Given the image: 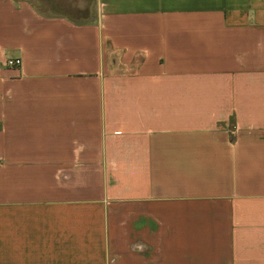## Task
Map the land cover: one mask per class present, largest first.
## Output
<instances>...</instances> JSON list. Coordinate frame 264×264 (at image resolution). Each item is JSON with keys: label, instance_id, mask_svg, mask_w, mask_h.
<instances>
[{"label": "crops", "instance_id": "0c3cea01", "mask_svg": "<svg viewBox=\"0 0 264 264\" xmlns=\"http://www.w3.org/2000/svg\"><path fill=\"white\" fill-rule=\"evenodd\" d=\"M73 1L0 0V264H264V0Z\"/></svg>", "mask_w": 264, "mask_h": 264}, {"label": "rangeland", "instance_id": "374dc122", "mask_svg": "<svg viewBox=\"0 0 264 264\" xmlns=\"http://www.w3.org/2000/svg\"><path fill=\"white\" fill-rule=\"evenodd\" d=\"M63 1H64V5L68 3V0H63ZM87 3L89 4L90 0H74L73 1L72 5L75 8H77V6H79V9L75 13L77 16L82 17V16L86 15V10L84 8H86ZM67 5H69V3ZM82 7H84V8H82Z\"/></svg>", "mask_w": 264, "mask_h": 264}, {"label": "built area", "instance_id": "2783aa9c", "mask_svg": "<svg viewBox=\"0 0 264 264\" xmlns=\"http://www.w3.org/2000/svg\"><path fill=\"white\" fill-rule=\"evenodd\" d=\"M20 63V58L17 56H8L5 58L4 60V64L6 66H15L18 65ZM231 132L234 131V125L231 126V128H229Z\"/></svg>", "mask_w": 264, "mask_h": 264}]
</instances>
